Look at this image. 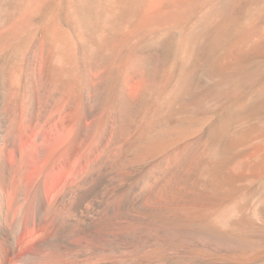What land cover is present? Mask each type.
I'll use <instances>...</instances> for the list:
<instances>
[{
  "label": "bare ground",
  "instance_id": "obj_1",
  "mask_svg": "<svg viewBox=\"0 0 264 264\" xmlns=\"http://www.w3.org/2000/svg\"><path fill=\"white\" fill-rule=\"evenodd\" d=\"M51 2L0 0V264H264V0Z\"/></svg>",
  "mask_w": 264,
  "mask_h": 264
},
{
  "label": "rangeland",
  "instance_id": "obj_2",
  "mask_svg": "<svg viewBox=\"0 0 264 264\" xmlns=\"http://www.w3.org/2000/svg\"><path fill=\"white\" fill-rule=\"evenodd\" d=\"M57 1H59V2H57ZM61 1H62V0H61ZM61 1H60V0H53V2H51V4L55 2V3H56V4H55L56 6L53 5V4H52V6H55V8H56V10H57V9H58V6H59L60 3H61ZM57 4H58V6H57ZM178 257H179V256H178ZM178 257H177V256H174V257H173V256H170V257H169V256H160V260H161L162 258L165 259V260H167V259L169 258V260H172V261H180V260H182V259L184 258L183 256H180L179 259H178ZM185 257H188V256H185ZM189 257H190V256H189ZM166 258H167V259H166ZM170 258H171V259H170ZM175 258H176V259H175ZM163 259H162L161 261H163ZM173 259H174V260H173ZM165 260H164V261H165Z\"/></svg>",
  "mask_w": 264,
  "mask_h": 264
}]
</instances>
